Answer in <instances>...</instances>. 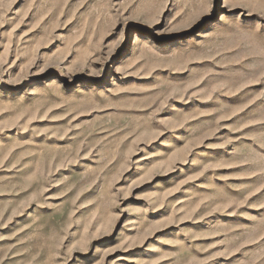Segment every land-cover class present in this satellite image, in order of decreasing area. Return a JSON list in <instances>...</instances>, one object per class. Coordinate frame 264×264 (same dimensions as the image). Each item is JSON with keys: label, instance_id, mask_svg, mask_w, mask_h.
<instances>
[{"label": "rangeland", "instance_id": "obj_1", "mask_svg": "<svg viewBox=\"0 0 264 264\" xmlns=\"http://www.w3.org/2000/svg\"><path fill=\"white\" fill-rule=\"evenodd\" d=\"M0 264H264V0H0Z\"/></svg>", "mask_w": 264, "mask_h": 264}]
</instances>
